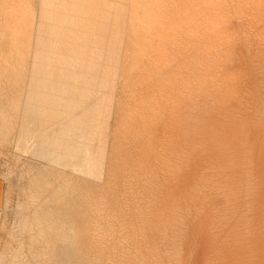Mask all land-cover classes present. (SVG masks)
Returning a JSON list of instances; mask_svg holds the SVG:
<instances>
[{"label":"rangeland","instance_id":"rangeland-1","mask_svg":"<svg viewBox=\"0 0 264 264\" xmlns=\"http://www.w3.org/2000/svg\"><path fill=\"white\" fill-rule=\"evenodd\" d=\"M263 12L0 0V264H264Z\"/></svg>","mask_w":264,"mask_h":264},{"label":"bare ground","instance_id":"bare-ground-1","mask_svg":"<svg viewBox=\"0 0 264 264\" xmlns=\"http://www.w3.org/2000/svg\"><path fill=\"white\" fill-rule=\"evenodd\" d=\"M262 5V4H261ZM253 6H254V4H253ZM263 6V5H262ZM256 9H257V6H256ZM262 10H263V8H262ZM260 11H261V9H260ZM259 11V12H260ZM264 13V12H263ZM260 15V14H259ZM263 16V15H262ZM254 19V18H253ZM256 22V21H255ZM262 28V27H261ZM224 32V31H223ZM216 36V35H215ZM263 53V52H262ZM264 107V106H263ZM264 111V110H263ZM262 112V111H261ZM263 116H264V112H263ZM196 119V118H195ZM218 119V118H217ZM199 120V119H198ZM204 120V119H203ZM261 120H263V119H261ZM202 121V120H201ZM240 121V120H239ZM236 122V121H235ZM262 123H264V121L262 122ZM242 125V124H241ZM262 125H260V127H261ZM264 127V126H263ZM262 128V127H261ZM220 129V128H219ZM259 129V128H258ZM260 130V129H259ZM253 134H254V132H253ZM211 137V136H210ZM254 137H256L255 138V142L257 143V144H259V142H261V141H263V139H262V136L261 135H257V136H254ZM240 139V138H239ZM253 141V140H252ZM241 146V145H240ZM216 148V147H215ZM258 150V149H257ZM260 150H258V152H259ZM256 152V151H255ZM228 153V152H227ZM246 153V152H245ZM245 155V154H244ZM260 155V154H259ZM182 156V155H181ZM196 156V155H195ZM160 159V158H159ZM227 159V158H226ZM164 165V164H163ZM182 174V173H181ZM185 174V173H184ZM178 178V177H177ZM176 180V179H175ZM182 182V181H181ZM174 184V183H173ZM260 187V186H259ZM223 203V202H222ZM261 210V209H260ZM209 216V215H208ZM191 219V218H190ZM263 219H264V216H263ZM196 220V219H195ZM197 221V220H196ZM199 224V223H198ZM262 227V226H261ZM260 228V227H259ZM262 229V228H261ZM263 231V230H262ZM257 232H259L258 230H257ZM260 233V232H259ZM258 233V234H259ZM264 235V234H263ZM263 235H260V236H263ZM263 239H264V236H263ZM264 241V240H263ZM254 242H256V241H254ZM259 244V243H258ZM262 244H263V242H262ZM262 244H260V245H262ZM254 245V244H253ZM256 245V244H255ZM259 245V246H260ZM258 246V245H257ZM250 247V246H249ZM254 248V247H253ZM261 248V247H260ZM262 249V248H261ZM263 249H264V247H263ZM259 250V249H258ZM230 251V250H229ZM254 251V250H253ZM261 251V250H260ZM246 252V251H245ZM262 252H264V251H262ZM229 253V252H228ZM193 254L194 253H192L191 255L189 254V255H187V261H189L190 259H192V256H193ZM228 256V255H227ZM251 256V255H250ZM254 256H255V254H254ZM260 256V255H259ZM263 256V255H262ZM260 258V257H259ZM253 259H254V257H253ZM261 259V258H260ZM259 259V260H260ZM263 259V258H262ZM196 260V259H195ZM243 260V259H242ZM241 260V261H242ZM258 260V261H259ZM186 261V262H187ZM256 261V260H255ZM254 262V261H253ZM240 263V262H239ZM179 264V263H178ZM187 264V263H186ZM255 264V263H254ZM261 264V263H260Z\"/></svg>","mask_w":264,"mask_h":264},{"label":"crops","instance_id":"crops-1","mask_svg":"<svg viewBox=\"0 0 264 264\" xmlns=\"http://www.w3.org/2000/svg\"><path fill=\"white\" fill-rule=\"evenodd\" d=\"M4 200H5V184L2 179H0V226L2 225L3 222V211L6 207H4ZM10 259L14 260L15 256L11 255Z\"/></svg>","mask_w":264,"mask_h":264}]
</instances>
